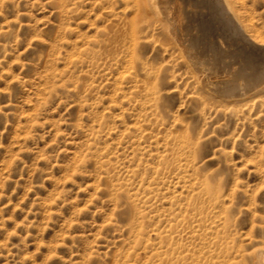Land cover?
<instances>
[{
    "label": "rangeland",
    "instance_id": "obj_1",
    "mask_svg": "<svg viewBox=\"0 0 264 264\" xmlns=\"http://www.w3.org/2000/svg\"><path fill=\"white\" fill-rule=\"evenodd\" d=\"M229 2L166 0L177 46L132 0H0V264H264V0Z\"/></svg>",
    "mask_w": 264,
    "mask_h": 264
},
{
    "label": "bare ground",
    "instance_id": "obj_2",
    "mask_svg": "<svg viewBox=\"0 0 264 264\" xmlns=\"http://www.w3.org/2000/svg\"><path fill=\"white\" fill-rule=\"evenodd\" d=\"M222 2H223V4L226 6V8L229 10V12L231 13V5H230V2H229V0H221ZM170 2H171V0H170ZM176 2V1H175ZM132 3L134 4V9H135V14H137L138 16H139V18H140V21H141V19L142 20H144V23H147V24H150L149 26H151L152 25V22H154V23H158V24H160V26H161V31L166 35V36H168L169 37V39L171 40V42H173L174 43V45H177V46H180V44H181V41H180V37H179V31L180 30H177L178 29V27L176 28V26H175V24H173L174 26H175V28H174V30H166L165 29V26H166V24L164 25V23L167 21H171L172 20V22L171 23H174L173 21L175 20V16H171V14L172 13H170L169 11H170V9H169V11H168V7L166 6V0H132ZM174 3V2H173ZM175 4V3H174ZM171 8H173V4H172V6H171ZM176 10V9H175ZM172 11H174V10H172ZM179 11V10H178ZM182 12V11H181ZM191 13V12H190ZM181 14V13H180ZM183 14V13H182ZM173 15H175V14H173ZM114 17H116L117 15L116 14H114L113 15ZM232 16L234 17V19L236 18V16L235 15H233L232 14ZM180 18V17H179ZM108 25H110V24H108ZM145 25V24H144ZM178 25V24H177ZM173 26V27H174ZM244 26V25H243ZM112 27H113V25H112ZM164 29V30H163ZM105 30V29H104ZM132 30V29H131ZM257 33H255V34H258V31H256ZM260 34V33H259ZM259 34H258V36H259ZM172 38H174V39H172ZM259 38H260V36H259ZM133 39V38H132ZM263 38H261V40H262ZM255 44V43H254ZM257 47H259L260 49H264V44H260V43H258V44H255ZM183 49V48H182ZM196 55V54H195ZM187 62H190V61H187ZM194 62V61H193ZM196 64V63H195ZM189 66H191V64H189ZM193 68V67H192ZM195 69V68H194ZM190 70V69H189ZM193 70V69H192ZM198 71V70H197ZM209 71V70H208ZM211 71V70H210ZM198 73V72H197ZM201 73V72H200ZM194 74H196V73H194ZM198 75V74H197ZM203 75H204V73H203ZM264 75V74H263ZM214 76V75H213ZM191 77V81H192V84L195 86V87H197V86H200L201 84H200V80H199V78H195V76H190ZM206 78V77H205ZM220 78V77H219ZM210 79V78H209ZM262 79V78H261ZM259 80V79H258ZM211 81V80H210ZM264 81V80H263ZM202 82H203V85H202V88H205L206 86H207V81H203L202 80ZM222 82V81H221ZM220 82V83H221ZM217 83V82H216ZM220 83L218 82V84H216V87H218L219 85H220ZM200 84V85H199ZM209 84H210V82H209ZM234 84V82H232L231 84L228 82V84L225 86V88L226 87H232V88H230L229 89V91L227 90V93L228 94H231V93H233L232 92V90L231 89H235L236 88V84L235 85H233ZM259 85H257V86H255V87H253V89L252 90H255V89H258V88H260V87H258ZM216 87H214V88H212L211 90H216L215 88ZM207 88V87H206ZM205 88V91L206 92H210L209 91V89L207 90ZM209 88V87H208ZM251 88V87H250ZM199 89V88H198ZM200 90V89H199ZM223 90V89H222ZM263 90H264V88H263ZM204 91V92H205ZM257 91V90H256ZM196 96H195V100L197 101V100H201L200 98V93H198V92H195L194 93ZM237 94H239V93H237ZM245 94L246 93H242L241 95H239V97H241V96H245ZM254 94V93H253ZM257 95H258V93H257ZM222 96V95H221ZM229 96H231V97H233L234 96V94H231V95H229ZM237 96V95H236ZM247 96V95H246ZM247 97H249V96H247ZM251 98V97H250ZM228 99V98H227ZM245 99V98H244ZM225 100H226V98H225ZM220 101V100H219ZM232 101H235L236 102V100L235 99H232ZM232 101H230V102H232ZM238 102V101H237ZM229 103V102H228ZM137 125V124H136ZM138 128H139V126H137ZM188 142H189V140H188ZM212 190V188H211V186L210 185H206L205 186V191H211ZM157 235V237L162 241L164 238H166V237H164V236H162L161 235V233L160 234H156ZM171 240V239H170ZM140 241V240H139ZM142 244H143V241L141 242ZM138 244V243H137ZM136 247V246H135ZM145 248V247H144ZM139 249V248H138ZM146 249H148V248H146ZM159 249H161V248H157V249H154V250H152L153 252H152V254L149 256V258H147L145 261H141V263L140 264H176V263H174L173 261H172V255H171V253H169V250H164V251H160ZM170 249V248H169ZM146 253V252H145ZM135 254V253H134ZM124 255V254H123ZM126 255H129V253H127ZM263 255V252L262 251H258V252H256L254 255H253V258H254V261L256 262H258V261H260V257ZM134 256V255H133ZM143 258H145V257H143ZM132 261V260H131ZM134 261V260H133ZM126 263V262H125ZM129 263V262H128ZM127 263V264H128ZM137 263V261L135 262H133V264H136ZM138 263V264H139ZM257 264H259V263H257Z\"/></svg>",
    "mask_w": 264,
    "mask_h": 264
}]
</instances>
